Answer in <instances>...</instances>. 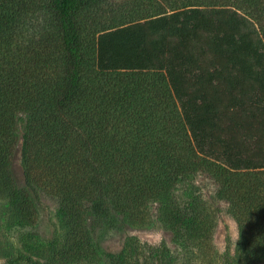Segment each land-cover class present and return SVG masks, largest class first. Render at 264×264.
<instances>
[{
  "label": "trees",
  "instance_id": "trees-1",
  "mask_svg": "<svg viewBox=\"0 0 264 264\" xmlns=\"http://www.w3.org/2000/svg\"><path fill=\"white\" fill-rule=\"evenodd\" d=\"M92 1L0 0V199L21 231L0 264H177L134 235L112 253L88 233L110 211L152 226V202L181 248L264 264V33L242 10L260 0H167L102 26ZM200 171L237 222L233 249L212 244Z\"/></svg>",
  "mask_w": 264,
  "mask_h": 264
},
{
  "label": "rangeland",
  "instance_id": "rangeland-1",
  "mask_svg": "<svg viewBox=\"0 0 264 264\" xmlns=\"http://www.w3.org/2000/svg\"><path fill=\"white\" fill-rule=\"evenodd\" d=\"M187 1L190 0H178V3ZM90 4L91 12L95 14L98 24L102 26L120 23L124 19L138 18L140 15L151 12L154 9L153 4L158 8L166 6L167 0H93ZM260 4L259 7H251L245 4L242 6V10L250 13L262 35L264 33V0H260ZM13 167L16 176L21 179L17 156L13 159ZM192 184L194 186L193 192L201 198V202H197L198 208H206L205 210L209 215L212 211L214 212L215 227L212 232V244L219 253L224 251L227 242H230V248L233 249L238 238L237 222L229 210L228 202L216 196V182L209 174L200 171L194 175ZM184 190V186H180L176 193L181 196V199L187 200L189 199L188 193L181 195ZM55 204L56 199L54 196H44L35 218L37 229L44 238H50L55 228L59 227L54 215ZM155 207V203L152 202L150 205L151 214H149L153 221L152 226L126 224L119 215L110 211L106 217H90L87 227L88 233L95 243L107 252H119L123 247L126 236L134 235L138 238L140 245L145 243L158 247L161 249L160 252H164L166 257L171 258L172 262L177 264H218L216 261L209 262L211 258L205 253L209 248L208 244L203 246L206 250L202 248L205 254H202L199 250L189 252L181 248L175 238L172 237V232L163 228L157 221ZM12 220L9 211L6 209L5 200L0 199V260L15 253L17 239L21 234V231L18 232L17 228L12 225ZM163 248L164 251H162Z\"/></svg>",
  "mask_w": 264,
  "mask_h": 264
}]
</instances>
